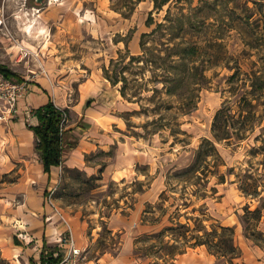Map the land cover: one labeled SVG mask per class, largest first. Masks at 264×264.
<instances>
[{
  "label": "rangeland",
  "instance_id": "rangeland-1",
  "mask_svg": "<svg viewBox=\"0 0 264 264\" xmlns=\"http://www.w3.org/2000/svg\"><path fill=\"white\" fill-rule=\"evenodd\" d=\"M51 1L0 0V65L12 78L28 80L34 88L32 110L51 98L66 110L65 125H90L83 119L87 113L103 117L88 127L90 145L75 151L65 147V165L53 170L57 178L59 175L53 201L72 223L78 246L84 249V261L97 264L104 257L102 264H175L177 255L190 249L186 234L191 244L195 240L190 235L197 238L202 234L198 230L202 224L210 229V224L218 223L235 228L233 241L241 254L242 247H248V253L263 254L264 208L254 230H248L254 221L245 208L264 205V187L254 198L240 189L248 183L250 165L255 177L264 172V153L252 156L249 152L252 146L262 145L261 141L216 143L223 183L210 173H199L200 177L182 174L203 139L211 138L215 111L226 98L236 104L226 82L233 71L225 63L207 71L209 83L201 90L196 109L183 114L178 98L164 92L162 83L153 79L154 70L141 68L143 63L137 59L144 53L139 45L141 34L155 27L146 25L150 12L158 23L168 8L174 15L187 14L202 5L201 0H170L160 11L153 10L151 0H141L128 16L116 11L120 0ZM203 1L212 8L192 16H211L208 22L215 25L209 30L225 36L219 52L227 57L226 62H238L249 76L252 71L264 75V0ZM33 19L46 34L30 38L23 32L25 22ZM17 120L32 123L22 112L11 122L0 123V161L9 151L15 164L0 174L1 243L13 236L5 213L22 197L15 190L21 183L20 169L26 166L16 160L30 155L36 161L38 156L35 141L29 147L19 144L23 138L18 131L12 132L10 141L4 139ZM259 181L264 184V176ZM42 194L48 205L46 189ZM143 223L148 227L140 231ZM179 224H187L190 231ZM14 238L20 245L24 237ZM128 238L133 240L132 250L116 258ZM44 244L53 249L45 250L51 257L63 250L56 243ZM28 246L27 252H33L32 243ZM229 259L230 255L216 264L245 263L242 257L233 258L232 263ZM1 262L0 256V264H4Z\"/></svg>",
  "mask_w": 264,
  "mask_h": 264
},
{
  "label": "trees",
  "instance_id": "trees-1",
  "mask_svg": "<svg viewBox=\"0 0 264 264\" xmlns=\"http://www.w3.org/2000/svg\"><path fill=\"white\" fill-rule=\"evenodd\" d=\"M140 1L120 0L116 3L115 9L124 16H128ZM151 1L153 10L160 11L170 0ZM176 1L180 2L181 0ZM201 2L202 5L191 8V11L187 14L181 11L174 15L168 8L163 21L158 23L153 21L152 12H150L146 25L150 27L155 24V27L150 32L141 34L139 45L144 53L139 55L137 59L143 63L141 68L148 66L154 70L153 79H156L157 83H162L164 92L178 98L179 109L183 114H189L196 109L199 94L209 83V79L206 77L207 71L215 69L223 63H225V67L233 71L226 76V82L228 83L227 91L230 93V98H234L235 106L228 98L223 101L213 116L211 138L203 139L194 153V159L182 170L183 175L193 173L197 177H200V174L206 176L208 173L218 175L219 182L223 183L225 176L219 173L217 158L219 154L216 143L225 141L228 144L233 142L237 145L242 140L253 138L256 142L261 141L262 145L252 146L249 151L250 154L253 156L258 151L264 153V75H258L252 71V76H249V73L241 70L238 62L232 65L226 62L227 57L219 52L220 46L224 45L223 41L220 40H223L225 36L218 30H209L215 25L208 22L211 16H192L205 7L212 8L211 3L207 4L203 0ZM148 44L152 46L148 47ZM131 59H134V57ZM0 72L7 77L12 78L14 76L2 65H0ZM142 75H145L144 71ZM16 77L21 80L20 77ZM123 79L125 81V78ZM147 81H151V78ZM117 82L114 81V83ZM125 85L124 83L120 89L122 95H125ZM261 107L263 108L261 109ZM33 115L36 117L37 123L35 125L26 123V126L33 131L35 149L40 158L43 171L49 174L52 167L63 162V133L67 121L66 110L57 106L51 98H48L44 104L33 110ZM254 173L255 171L250 165L248 167V183L246 182L240 186L242 192L251 198L260 196V187H264L263 182L259 181L260 176H264V172L258 173L259 177H255ZM184 205L187 206L186 203ZM261 208H264V205L257 206L254 210H249V206L245 208L246 214L251 215L254 221L252 226L248 227V230H254L259 222L262 215ZM245 222L244 228L247 229ZM179 225L186 227V232L190 231L187 224ZM198 230L202 234H199L197 238L193 234L190 235V238L195 240L191 244H189L191 242L188 239L189 236L185 233L184 237L187 238L186 243L190 248L204 245L218 259L230 255L229 263H232L233 258L242 256L240 248L233 241L234 227L218 223L210 224V229H208L205 224H202ZM245 236L247 237V235ZM14 243L19 245L15 239ZM47 248L50 250L49 252L53 251L44 244L40 252V260L43 263L47 261L49 264L58 262L61 256L51 257L48 254L49 252L45 253ZM183 252H186V250L181 253ZM175 255L173 254L171 259ZM1 263L8 264L4 259Z\"/></svg>",
  "mask_w": 264,
  "mask_h": 264
},
{
  "label": "crops",
  "instance_id": "crops-1",
  "mask_svg": "<svg viewBox=\"0 0 264 264\" xmlns=\"http://www.w3.org/2000/svg\"><path fill=\"white\" fill-rule=\"evenodd\" d=\"M31 91L28 97L20 101L19 108L22 115L24 114L31 117V125H35L37 123V119L33 115L31 107L34 95L33 87H31ZM47 100L48 98L45 101L43 100L40 105L44 104ZM30 113L32 114L30 115ZM96 114L97 113H87L84 115L83 119L90 123V125H86L85 127L82 125L75 127L74 124L65 125L63 133V156H65L67 152V150L65 152V147H69V150L75 151L84 148L85 145H90V142L87 140L89 130L88 127L92 126L93 123L100 121V118H103L102 115H99V119H94ZM14 124L15 129H10L8 131L9 134H5L4 139H6V141H10L12 138V132L18 131L23 138L22 141L20 139L19 144L21 146L24 145L29 147L30 144L35 141L33 131L27 128L25 121L23 120H17ZM3 157V160L0 161V174L5 171L12 170L15 166L12 160L13 156L11 152L8 151V153H5ZM20 160L25 162L26 167H22L20 169L22 173V176L20 177L21 183L18 187H16L15 191H20L22 197L16 199L18 204L12 206L9 210L10 213H5L7 221L10 223L9 231L13 236L12 239H5L2 243L0 239V256L2 259L7 261L8 264H43L40 260V252L42 250L41 246L43 247L44 243H56L58 236L65 231L61 220L57 215H54L53 210L45 204V196L42 194L43 189L48 191V189L51 188L56 181L57 175L53 172V170L54 168H57V166L52 167L51 172L48 174L44 173L39 156H37L36 161H33L30 155L29 157H19L16 160L17 163H19L18 161ZM61 164L63 167V165H65L64 161ZM10 190L11 195H14L13 188ZM6 200L12 202V197H8ZM6 210L8 209L6 208ZM43 217L46 218L45 221L47 222V226L45 228L42 224ZM0 224L2 223L0 222ZM139 227L140 231H142L145 230L148 225L143 223L139 224ZM14 235H22V237H24L20 239V245H16L14 243ZM29 243H32L33 248H35L33 252H27ZM133 246L134 244L131 238L125 239L122 250L116 258L119 259L126 256L132 250ZM259 253L260 254H257L255 251L248 253V247H242L241 257L246 264H264V253L262 254L261 251H259ZM103 259L104 257H101L97 264H102L100 260ZM174 260L175 264H216L219 259L214 254L210 253L204 245H200L190 248L186 250V252L177 255Z\"/></svg>",
  "mask_w": 264,
  "mask_h": 264
},
{
  "label": "built area",
  "instance_id": "built-area-1",
  "mask_svg": "<svg viewBox=\"0 0 264 264\" xmlns=\"http://www.w3.org/2000/svg\"><path fill=\"white\" fill-rule=\"evenodd\" d=\"M30 91L31 86L28 80L14 79L0 72V123L10 122L19 115V103L28 97ZM60 167L62 168V165ZM58 181L59 175L52 187L48 189L46 199L48 206L53 210L54 215L58 216L65 228L64 233L60 234L56 240V244L59 247H63V250L55 251L54 253V258L60 255L61 259L54 264H90L84 261V249L78 246L70 220L65 217L62 210L53 201L54 194L58 189ZM43 264L49 263L45 261Z\"/></svg>",
  "mask_w": 264,
  "mask_h": 264
},
{
  "label": "bare ground",
  "instance_id": "bare-ground-1",
  "mask_svg": "<svg viewBox=\"0 0 264 264\" xmlns=\"http://www.w3.org/2000/svg\"><path fill=\"white\" fill-rule=\"evenodd\" d=\"M53 1L54 0H52L51 2ZM55 1H58V0H55ZM1 24H2V21L0 19V25ZM35 29L37 30L34 31ZM23 30H24L23 32L30 38H38L46 34V30L43 27L37 26V21L35 19L25 22V28ZM99 118L100 117L98 115L94 117V119H99Z\"/></svg>",
  "mask_w": 264,
  "mask_h": 264
},
{
  "label": "water",
  "instance_id": "water-1",
  "mask_svg": "<svg viewBox=\"0 0 264 264\" xmlns=\"http://www.w3.org/2000/svg\"><path fill=\"white\" fill-rule=\"evenodd\" d=\"M38 2H40L41 0H37Z\"/></svg>",
  "mask_w": 264,
  "mask_h": 264
}]
</instances>
